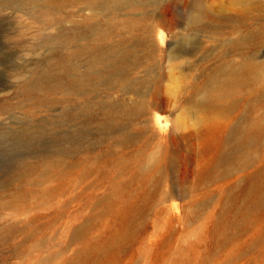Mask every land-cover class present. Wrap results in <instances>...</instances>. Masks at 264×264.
Masks as SVG:
<instances>
[{
  "label": "rangeland",
  "instance_id": "obj_1",
  "mask_svg": "<svg viewBox=\"0 0 264 264\" xmlns=\"http://www.w3.org/2000/svg\"><path fill=\"white\" fill-rule=\"evenodd\" d=\"M45 1L35 0L33 9L0 0V264H264V134L244 149L248 166L219 176L213 169L219 137L208 132L206 112L186 114L180 106L189 95L185 86L238 58L225 45L234 36L190 23L194 1L121 12L156 13L165 21L148 44L138 39L144 28L135 35L121 30L113 40H125L145 61L122 73L149 103L131 116L122 105L135 96L120 85L98 78L79 90L70 83L73 74L54 75L58 66L48 62L84 44L86 30L105 19H92L83 1L68 0L48 9L57 22L48 28L33 17ZM255 19L242 31L259 28L264 41V13ZM58 33L73 40L49 43ZM254 44L246 50L264 58V43ZM195 49L185 60H169L171 51ZM48 68L52 76L36 85ZM142 79L144 87L137 85ZM238 101L234 116L264 117V102L254 110L245 92ZM151 155L160 157L161 172L140 175ZM21 159L29 168L51 164V172L18 178ZM25 223L33 234L19 231Z\"/></svg>",
  "mask_w": 264,
  "mask_h": 264
},
{
  "label": "bare ground",
  "instance_id": "obj_2",
  "mask_svg": "<svg viewBox=\"0 0 264 264\" xmlns=\"http://www.w3.org/2000/svg\"><path fill=\"white\" fill-rule=\"evenodd\" d=\"M20 1L33 5V9H35V0ZM67 1L46 0L44 10H36L37 14H33V17L44 26L50 28L57 22L50 16L48 9L51 7L60 9ZM79 1H83L86 4L92 19H97L101 16L105 21L100 24L99 22L95 23L86 30L87 32L81 38L82 41H85L84 44L77 48L64 49L61 61L57 62L54 59H49L50 66L54 63L58 66L54 75L73 74L70 83L79 90L87 88L94 79L98 78L102 82H108L113 85L116 83L123 87L128 94L135 96L130 103L122 105L123 112L131 116L141 115L149 108V103L146 100L147 96L138 93L137 90H133L135 83L123 78L122 73L123 71L126 72L130 67L137 69L144 66L145 61L134 54L130 46L126 45L125 40L121 38L118 41L113 40L116 36H120L118 32L121 30L126 31L130 35H135L141 28H144L145 33L138 36V39L140 43L148 44L154 27L163 24L165 21L158 19L159 15L156 13L145 14V16L138 18L120 17L119 15L123 11L142 12L147 7L159 4L161 0ZM175 1L185 4L194 1L195 6L189 11V21L192 24H198V27L204 32L224 38L234 36L225 45L227 50L238 58L231 61H220L221 63L219 62L207 74L202 83L193 82L191 85L185 86L183 90L189 95L185 102L180 103L186 114L205 116L206 112L207 125H210V131L208 130V132H214L215 134H213L219 137L213 169L215 172L216 170L219 172V176H224L235 167L245 168L250 164L251 154L248 153L250 149L247 151L244 149L253 147L264 134V117L259 116L260 118L246 120L245 117L233 115L239 105L238 97L244 92L248 95L252 108L256 107L254 104L264 102V58L258 51L255 52L256 49L250 53L246 50L250 43H255L256 47L263 45L262 32L259 28L245 33L242 31L244 25L256 20V13H264V0ZM228 12H232L235 15L227 18L226 14ZM105 23H109L112 26H105ZM190 23L188 22L187 25L189 26ZM225 27H229V29L225 31ZM71 40H73L72 37L58 33L53 41H49V43L64 44ZM196 52L197 49L191 51L174 50L170 52L169 60L171 62L185 60L195 55ZM78 60L85 61V66L82 68L78 67ZM121 65L122 67L119 68ZM48 71L51 74L49 68L42 73L39 71L44 76L36 77V85H40L42 79L48 80L52 76L48 74ZM147 83V79H142L137 82V85L144 87ZM24 86L27 88L28 85L24 84ZM53 88L60 91L62 89L61 85ZM62 91L65 90L62 89ZM63 94L65 93L63 92ZM173 98L176 100L178 96L174 95ZM18 166V178L28 176L30 173L39 172L44 176L51 172V164L46 165L44 168L38 166L29 168L24 159L18 162ZM156 170L161 172V159L151 155L149 160L140 167L139 173L143 176H150ZM211 176L209 175V177ZM19 231L29 236L33 234L34 228L30 223H25L22 230Z\"/></svg>",
  "mask_w": 264,
  "mask_h": 264
}]
</instances>
